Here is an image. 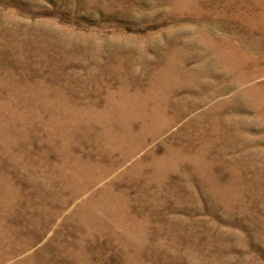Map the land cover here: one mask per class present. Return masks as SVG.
I'll return each instance as SVG.
<instances>
[{
  "label": "rangeland",
  "instance_id": "1",
  "mask_svg": "<svg viewBox=\"0 0 264 264\" xmlns=\"http://www.w3.org/2000/svg\"><path fill=\"white\" fill-rule=\"evenodd\" d=\"M225 40L237 51L223 52L218 44ZM163 68L177 71L171 78L157 79ZM181 69L187 72L183 77L178 74ZM193 71L207 90L225 92H217L213 101L223 103L221 108L214 113L205 110L207 106L182 111L179 115L184 118L179 121L176 112L183 101L188 106L202 103L193 97L170 98L168 114L176 117L175 125L165 126L157 138L147 140L143 151L119 169L143 161L142 177L132 181L134 175H125L113 183L103 197L105 206L90 211L104 218L100 224H90L87 215L78 227L69 220L66 226L56 223L31 249L38 263L264 264V0H0V108L7 105L11 89L27 85L30 90H20L23 99L33 101L43 89H66L70 106L87 107L84 102L95 101L100 110L105 105L102 98L120 85H129L131 91L139 87L142 94L153 85V100L158 103L170 89L166 87L170 81L182 82ZM182 86L175 92L189 91ZM47 95L45 100L55 99L52 93ZM81 96L89 97L82 100ZM79 99L83 104L77 103ZM34 101L32 108L37 110L42 99ZM140 103L142 98L129 102L115 97L111 109L101 116L84 113L71 125L62 123L58 135L41 127L49 119L44 113L30 128L28 122L23 130L21 126L11 129L5 141L8 158L0 155V175L6 178L2 186L8 185L9 192L6 196L0 190V233L14 228L21 207L38 214L37 189L42 178L69 174L66 157L84 160L89 152L94 158V152L110 145L107 138L118 127L143 112ZM71 115L77 117L74 112ZM183 132L186 138L193 136L199 148L212 145V155L222 159L211 161L207 155L197 161L198 171L195 159L179 162L177 167L176 156L162 164L153 162L154 156H166L168 148H177ZM51 139L53 144L48 143ZM27 157L30 161H17ZM86 175L99 179L102 172L92 169ZM152 175L146 185L143 176ZM100 184L99 189L104 185ZM128 208L138 217L135 224L129 220ZM20 225L30 231L29 225ZM60 235L66 246L56 251L50 243ZM80 235L84 237L81 244ZM13 244L10 239L0 243V252Z\"/></svg>",
  "mask_w": 264,
  "mask_h": 264
},
{
  "label": "bare ground",
  "instance_id": "2",
  "mask_svg": "<svg viewBox=\"0 0 264 264\" xmlns=\"http://www.w3.org/2000/svg\"><path fill=\"white\" fill-rule=\"evenodd\" d=\"M225 43H227V45ZM229 44L230 43H228V41L225 40L224 42L219 43L218 45L223 47V50L222 51L225 52V53L237 51L236 49L232 48L234 46L229 45ZM215 46H216V44H215ZM260 50H262V49L260 48ZM214 54H215V52H214ZM211 59H213V58L211 57ZM197 66L199 67L201 65H197ZM161 71H163L164 73H161V72L160 73H157L156 74V76L158 75L157 76V79H161L162 77H164V78L165 77L166 78L167 77L168 78L170 77L171 78L174 74H176V71L177 70L176 71H174V70H171L170 71V70H167V69L163 68V69H161ZM224 71H226V70H224ZM186 73L187 72H185V70L182 71V69H181L180 72H178V74L180 76H182V77ZM196 74H197V72L196 71H193V73L190 74V75H188V77L185 80H183L182 82H179L176 79H173V81H170L171 84H173L174 82L175 83L173 85H171V84L170 85H166V87L169 86L168 88H170V89H168V91H167V93H165L164 97L163 96L161 97V99H160V101L158 103H155L154 100H153L154 99L153 96H152L153 91H154L153 90V85H151L146 90L145 94H142L143 92H142L141 88H139V87H137L135 89V91H131V87L129 85H125V86H121L120 85L119 87H117L118 89H116V91H114V90L113 91H108V93L104 96V98H102L104 100V102H105V105H104V107H103L102 110L96 108V105L95 104H97V103H95V101H94V103H90L89 101L84 102V104L87 105V107H82V106L81 107H78L77 105L70 106L68 104V101H69L70 96H69L68 92H66V89H65V91L64 90L60 91V89L56 91V89H53V88H51L53 90H50V91L44 90V89L42 91H37L36 94L31 98L33 101L36 98L42 99V101L38 103L39 106L37 107V110H35L34 108H32L36 104L35 101L34 102L31 101V100H29V98L28 99H23L21 97V95H20V90L21 91L22 90H30V88H29L28 85L25 88H23V89L20 88V90L17 89L16 91H13V89H11L10 90L9 98L7 100V105H4V106H2L0 108V148H1L0 149V155L5 156V158L6 157L8 158V155H9V154H7L9 148L6 147L5 141L8 140L7 135L10 132V130L11 129L16 130L20 126H21V130H23V128L26 126L25 123H28V122H30V124H29L30 125L29 128H30L31 126H33L31 122H33V123H35L37 121L40 122L39 117L42 116L43 113H44L43 117L46 116L49 119L48 120L45 119L46 122H44V121L41 122L42 123V126L41 127H43L45 130H47V133L48 134L58 135V132H60L59 130L62 128V126H61L62 123H64V125H65V122H66V123H68V124L71 125L72 120L75 121V118H78V116H84V113H89V114L94 115V116L95 115L101 116L104 112H106L107 110L111 109V103L115 99V97H120V99L121 98H125L126 101H129V102L130 101H137L138 98H142V103H140V108H143V112H139L140 114H137L136 117L131 118L128 122H126L124 124L123 127L122 126L118 127V129L116 130V132L113 135L111 134L112 137L107 138V141L110 143V145H106L105 144L102 147L100 146L101 148H99L96 152H94V158H92V156H90L89 152H88L87 159L85 158L84 160H82V158H71V157L68 158V157H66V158H64L65 160H63V161L66 164H69L70 165L69 166V169H71V172L70 173L68 172L69 174H66L65 175V173L60 172V173H57V175L55 177H54V175H52V177H49V178H44V177L42 178L43 182L41 184H39L40 185V187H39V190L40 191L37 189V191L39 192L38 199H37V201H38V206H37L38 214L32 212L33 210H30L28 207L26 208V206H23V207H21V209H22V215L17 220V224L14 226V228H12L11 230H8V228L6 227V228H4V230L2 229V231L0 233V235L3 238V239H0V243H6L7 240L10 239L15 244L14 247H10V246L7 247L6 246V248L4 250H1L0 253L3 254V257L0 256V264H4V263H6L8 261H11L14 257H17V256H20L21 259L20 260H17V261H13L12 260V263L11 264H41V263H38V260H36L35 259V256L32 255L31 249L34 247V245L39 240H41L44 237L45 233H48L49 232V229L56 227V223H62V226H66V224H69L70 221L71 222L74 221L77 224V227H78V226H80L78 224H82V225L84 224V220L83 219H84V216L87 215L88 217L91 216V218L89 220V223L90 224H94L93 226L100 224V222L104 218L101 219L99 217L93 216L94 214H92V212H94L97 207H100L101 208L102 206H105L104 201H106V200H103V197H104L105 193H107V190L108 189H111L113 187V183H116V182H118L120 180H123L122 179V176H125V175L126 176L127 175L133 176L134 175V178H133L132 181H135V179H136L137 176L142 177V174H143L142 173L143 172L142 171V168H144L146 166V163H144L143 161H142V164H141V162H138L137 164H135L131 168L128 167V168H126V169H124L122 171L120 170L121 172H119V169L122 168L137 153H140L141 151H143V149L146 147L147 140H154L155 138H157L159 136V134L162 133L161 131L164 129L165 126H167L169 128V127L175 125V123H176V117H172L173 114L172 115L168 114L169 111H170V107H168V101L170 100V98H175V99H177V98L178 99L188 98L189 99V97H193V98H195V101L196 102L199 101V102L202 103V104H198V105H193V106H190L189 105L188 106V104H186V102L184 103V101H183V106H180V108L182 107L181 111L176 112V114L178 115V118L180 117L179 118V121H181V119L184 118V116H180L179 115V113L182 112V111L183 112L184 111H189V113H190V111L193 112L195 110H198L202 106H207L205 110H209V111H211V113H214L216 110H218L219 108H221L220 105L223 104V103L213 104V101L216 98V96H217L218 93L225 95V92H222V93L221 92H218V91H216L215 88H213L211 91L207 90V88H206V85L207 84L204 83V82L201 83L200 79H198V77H197ZM182 85L184 86V88L189 89V91H184V94L175 92L174 89H178ZM35 89H37V88H35ZM32 91L35 92V90H32ZM101 91H102V89H101ZM88 92H89V90H87L85 92V94H87ZM247 92L248 91H245V93H247ZM49 93H52L54 95V98L55 99L53 101H51L50 99L49 100H45L46 95L49 94ZM81 97H84V96H81ZM88 97L85 96L82 100H85L86 98L88 100ZM48 98H49V96H48ZM73 99H74V97H73ZM201 99L203 101H206V102L203 103L201 101ZM82 100H80V101L76 100V101H77L78 104L79 103L80 104H83L82 103ZM61 101H64L65 103L64 102L63 103H59ZM176 105H178V104H176ZM180 105H181V103H180ZM174 108H176V107H174ZM37 112H39V113L37 114ZM73 112L75 114H77L76 115L77 117H75V116L73 117V115H71ZM186 115H188V114H186ZM43 117H41V121H42ZM169 117H172V118H169ZM158 118H159V120H158ZM206 118H208V117H206ZM36 119H37V121H36ZM22 122H24L23 125H22ZM58 122H60V124ZM81 122L79 124H81ZM85 122H87V121H85ZM41 123H39V124H41ZM137 123H138V129H136V127H135V125ZM37 126H38V124H37ZM62 130H63V128H62ZM18 131H20V129ZM67 131H70L71 132V130H67ZM151 131L154 133V136H149L150 134H153ZM212 132H213V130H212ZM212 132H211V134H212ZM224 135H226V134H224ZM98 136H100V135H98ZM222 137L225 138V136H222ZM185 138H186V136H185V133L183 132L182 135H181V140H180L181 142L179 143V146L177 148H168L167 149L168 153H167L166 156L163 155V157H155L154 156L155 154L153 155V152L150 151L149 154H151V155L154 156V161L153 162H155L157 164H159V163L162 164L168 158H170L171 156L172 157L173 156H176L178 158V161H177V163H175V167H177V165H178L179 162H183V161H192V162H194V159H195V162H194L195 165H194V167H195V170L198 171V169L200 167L198 168L197 161H199V159H201V158L203 159L207 155H208V157L210 158L211 161H217V160H221L222 159L221 156H219V155H217V156L212 155V153L214 152V149H213V146L212 145H206L204 147H200L199 148V147L195 146V141L193 142V140L195 138L193 136L187 137L186 138V141H187L186 143H184V139ZM217 138H219V137H217ZM65 139H66V137H65ZM51 140L48 141V143L53 144V139H51ZM39 141H40V139H39ZM74 141H72V142H74ZM7 143H9V142H7ZM89 143L90 142H88V145H89ZM163 144L166 145V142L163 143ZM7 146H8V144H7ZM96 146H97V144H96ZM126 147L128 149H124ZM55 151H56V149H55ZM21 152H22V150H21ZM77 155H79V154H77ZM115 155H117V158L114 157ZM30 158L27 157V159H24V160H22V159L19 158L17 161L18 162L25 161V160L30 161ZM14 162H15V160H14ZM194 167L192 166L193 169H194ZM92 169L96 170L98 173H99V170H100V172H102V176H100L99 179L98 178L91 179L89 175L87 177L86 174L91 173V170ZM24 173L26 174V172H24ZM3 175H0V180H2L0 182V190L3 191V193L6 194V196H7V194L9 192H8V190L5 187L8 186V185H6L5 187L2 186V184H3V178L6 180V178L3 177ZM151 177H153V175L150 176V177L149 176L148 177L143 176V179H145V182H146L145 184L146 185L147 184L149 185L150 182H152ZM104 178L105 179H108L109 178L107 180V183L106 184L102 183L105 180ZM129 181H130V179H129ZM100 183L101 184H104V185H101ZM99 184L101 185L100 186V189H99V186H97ZM9 187H7V188H9ZM135 188H137V187H135ZM92 189H94V191ZM160 189H161V186H159L158 190H160ZM141 190H143V188ZM145 190L146 189L144 188V191ZM110 198L111 197H109V199ZM113 198L115 199L117 197H113ZM127 203H128V201H127ZM19 205H21V204H19ZM139 205H140V203H139ZM12 208H13V206H12ZM90 211H92V212L90 213ZM126 212H127V215L129 216V220L132 222V224L133 223L135 224L136 221H138V217H137L136 213L134 214L133 212H131L129 210V208L126 209ZM67 215H68V218L69 219H65V216H67ZM127 215L126 216L124 215L125 216L124 219H126V220L128 218ZM81 216H83V217L81 218ZM146 218L148 219V217H146ZM65 220H69V223L67 221H65ZM115 222H116V220H115ZM20 224H23L24 226L25 225H29V227H31L30 228V231L28 233L26 231H24V229L22 228V226ZM85 224H86V222H85ZM31 229H32V231H31ZM94 229H96V228H94ZM66 234H67V232H66ZM6 235H7L8 238L5 237ZM81 236L82 235H80V239H79V243L80 244L82 243V241L84 239V237H81ZM70 240H72V239H70ZM50 245L52 247H55L56 251L57 250H61V251L64 250V248H65L66 245H65V243L63 244V235L54 237V239L51 241ZM83 246H84V244H83ZM69 249H71V248L69 247ZM69 249L67 250V252L70 251ZM63 255H65V254H63ZM56 256H58V255H56Z\"/></svg>",
  "mask_w": 264,
  "mask_h": 264
}]
</instances>
